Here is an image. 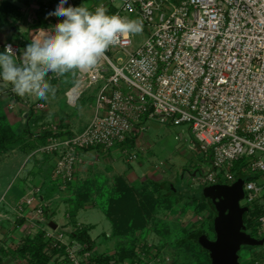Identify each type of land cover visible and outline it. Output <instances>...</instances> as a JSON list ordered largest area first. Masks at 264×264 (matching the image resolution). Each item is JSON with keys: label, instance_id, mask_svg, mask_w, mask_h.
Here are the masks:
<instances>
[{"label": "built area", "instance_id": "obj_1", "mask_svg": "<svg viewBox=\"0 0 264 264\" xmlns=\"http://www.w3.org/2000/svg\"><path fill=\"white\" fill-rule=\"evenodd\" d=\"M67 1L74 7L72 0ZM57 5L54 0H46L42 9L48 15ZM99 5L108 15L139 19L151 30L136 49L134 35L121 37L112 47L123 50L127 58L119 57L115 62L105 53L95 67L88 69V83H83L85 71L78 70V82L67 92L70 105L77 104L88 85L102 80L104 85L84 130L71 135L58 128L51 130L39 148L56 158L54 181L66 190L74 183L85 153L94 147L109 150L120 145L129 160L137 159V152L129 150L126 142L135 139L137 143L150 120L188 123L195 149L212 164L208 172L198 169L200 174L195 177L199 181L218 183L223 174V183H234L238 175L233 168L240 160L245 161L241 169L244 174L260 173L256 179L245 180L240 203L263 210L257 237L263 238L264 0H106L95 8ZM47 19L55 26L64 18L48 15ZM6 45H11L19 65L21 44L7 40L4 50ZM60 77L50 72L46 79L52 82ZM30 104L36 112L47 107L37 97ZM38 191V187L33 188L24 197L19 217L24 216V205H34ZM35 212L39 221L45 220L44 203ZM45 237L53 247L63 249L72 264H89L95 256L88 243L72 236L67 240L65 232L47 229ZM142 246L138 245L137 252L146 256L149 253ZM252 263L264 264L260 260Z\"/></svg>", "mask_w": 264, "mask_h": 264}, {"label": "rangeland", "instance_id": "obj_2", "mask_svg": "<svg viewBox=\"0 0 264 264\" xmlns=\"http://www.w3.org/2000/svg\"><path fill=\"white\" fill-rule=\"evenodd\" d=\"M34 1L37 2V0ZM38 1L43 4V1L46 0ZM54 1L59 4V0ZM72 1L74 7L83 4L90 11H95V5L106 0ZM68 6L70 5L67 1L65 7ZM46 23V26L51 25L48 21ZM5 26L9 27V24ZM51 26L54 27V25ZM150 30V28L143 25L142 32L134 35L133 49H136L146 41ZM2 31L4 32V28H2ZM23 34L24 36L27 35L26 33ZM7 39L21 44L14 29L10 30ZM7 39L5 37L3 41ZM0 53L3 52L0 51ZM106 54L115 62H117L119 57L127 58L123 50L114 49L112 46L109 47ZM111 72L110 70L107 75H110ZM83 74H85L83 83H88V70H85ZM77 75L78 70L76 71V83L74 85L78 81ZM73 83L74 78L71 74H66V77L61 76L54 82L53 86L56 88L55 96L53 97L49 93L48 99L43 100L47 107L44 112L41 111L42 116L29 119L33 131H37L36 129L41 127L42 123L45 126L47 125L48 129L52 127V131L62 128L68 123L77 128V130H83L80 128L90 123L95 112L96 96L104 85V81H97L85 87L77 104L74 106L68 104L66 95L68 90L74 86ZM32 99H35L34 95H32ZM30 112L31 109L27 105H24V108L23 105L18 108H5L0 102V131L3 132L8 129L10 132L22 135L28 123L27 116ZM147 126V130L140 136V141L142 142L140 147L132 148L127 145L129 150L136 151L138 154V158L133 161L127 158L129 157L128 155L126 157L123 146L120 145L114 146L109 150H104L101 147L92 148L89 152L90 156L84 159L93 162L92 164H87L90 169L89 175L86 176L87 173L85 174L84 172L85 176L80 179V190L76 193L73 191L75 194H69L71 195L68 198L69 202H73L71 208L61 205L52 220L58 224L59 228H62V219L64 217L65 219L67 218L66 212L74 209L75 211L72 212H75V219L78 222L83 221L95 226L91 230V235L94 239H97L94 246L100 253L108 249L117 250L121 244L132 246L138 240V245H143V251L148 248L153 251L146 256L139 255L140 260L137 261V264H147L148 262H153V264H209V252L203 246L202 240H198L199 243L195 239L189 240V235L191 231L200 227L209 238L216 236L215 230L211 226L214 225L215 219L219 216L221 204L224 201L218 185L226 182L225 176L221 174L218 183H203L195 177V173L191 174V170L194 172L196 166L200 167L204 172H208L211 170L212 164L195 149L196 146L194 145L190 124L175 125L173 123H161L156 120H150L147 122ZM24 138L22 140L27 139L26 136ZM22 140L20 139L17 143L19 145L14 151L9 150L7 153L3 152L0 155V198L4 195L5 189L10 183L17 185L20 175L25 170L26 162L31 158L32 152L36 148L35 143L29 144ZM45 155L52 157L49 154ZM84 162L82 161L79 166H84ZM49 166H52V163ZM145 170L151 171L149 178L144 181L145 183H149L151 180L155 182L164 181L166 183L164 189H178L174 193L176 197L167 193V198H178V201L173 204H170V200L164 203V206L150 216L146 225L132 229L133 232L128 234L126 238L121 239V237H117L112 233V224L104 211L110 210L109 199L115 194V189L121 185L118 177L115 178L114 176L117 171H135L138 175H142ZM198 174L196 176H199ZM128 181L127 184L129 186L137 188L139 184L138 189L144 187L139 180L135 184H133V180ZM192 195L197 197L198 200L204 199L208 203V210L196 208L198 200L193 204V199L190 198ZM262 203H264V198L261 200ZM80 206L83 207L79 208ZM253 208L254 206L251 207V210ZM210 211L212 212V217H209ZM249 215L250 211H248L247 217ZM258 230L259 223L258 220H255L249 232L255 237H260ZM205 234H202L200 239ZM120 241L121 243L118 246ZM198 244L204 247L203 249L208 253L197 247ZM156 252H158V255L153 257ZM157 256H160L159 258L164 262L158 261ZM239 257L241 264H253L252 262H255V260H260L264 263V245H243L239 251Z\"/></svg>", "mask_w": 264, "mask_h": 264}, {"label": "crops", "instance_id": "obj_3", "mask_svg": "<svg viewBox=\"0 0 264 264\" xmlns=\"http://www.w3.org/2000/svg\"><path fill=\"white\" fill-rule=\"evenodd\" d=\"M3 1L5 0H0V4ZM7 1H11L19 7V10L21 11V16L11 14L5 21H0V51L4 52L3 44L8 40L7 38L10 34L11 29H14L15 33H17L18 40L20 43L27 42L28 45L34 39L42 38L45 35V32L51 31V29L53 28H51V26H46L48 15L42 9V4L38 0L37 2H35L34 0ZM7 24H9V27L5 26ZM2 28H4V32L2 31ZM23 33H26L27 35L24 36ZM5 37L7 40L3 41ZM26 46L23 47V52L26 50ZM11 89V84H6L4 81L0 82L1 104L5 108H18L20 107V105H23L24 108V105H27L32 111L33 107L30 106V103L33 101L32 95H25L23 98H21L18 95H13ZM41 111L44 112L45 110L43 109L37 112L34 110V115L32 116V118H38L42 116ZM87 126L88 124L84 125L80 129L84 130ZM30 128L34 133L31 134L33 136L28 135L26 136L27 139L22 141L29 144L35 143L36 148L32 152L33 154L31 153V158L28 160V162H26L27 164L24 166L25 170L20 175V180L17 185L10 183L6 187L4 195L0 198V214L2 215L0 220V264H72L67 259L64 250L53 247L50 240H48L45 236L43 239L47 242V246L44 249V252L47 256H38L37 252H31V248H27V242L29 241V239L35 238L40 231L45 232V230L47 229H51L56 232H65L68 235L67 240H69L72 236V234L70 233L73 232V230H75L78 225L83 228H88V232L91 236V240L93 241V243L97 241V239H94L91 235V230H93L95 226L93 224H87L83 221L78 222L77 219H75V212H72L75 211L74 209H71V211L66 212L67 218L65 219L64 217L62 219V228H59L58 224L52 220L61 205H65L71 208L73 202H69L70 200L68 198L71 196L69 194H73L74 192L76 193L80 190V179L83 178L86 173V176L89 175L88 173L90 172V169L89 167H87V164H92L93 162L85 160V162L83 163L84 166L78 165L76 179L74 183L71 184L66 190H61L57 181H54L52 177L54 166L56 163L55 156L52 155V157H50L39 151V148L43 144H45L48 136L51 134L52 127L48 129L47 125L45 126V124L42 123L41 127H38L36 129L37 131H33L31 124ZM58 129L70 135L82 131L77 130V128H75L73 125H70L69 123L65 124L62 128ZM46 134H48V136H46L47 138L44 137ZM139 141L140 139L137 141V143L135 142L133 146H130L140 147L142 145V142ZM18 145L19 144L17 143L13 144L4 152L7 153L9 150L14 151V149H16ZM85 156L87 159L90 156L89 152H86ZM50 163H52V166H49ZM48 166L50 167V170ZM150 173V170H145L142 175H138V173H136L135 171H117L114 177H122L127 182H129L128 180H133V184H135L136 181L139 180L140 184H143L144 181L149 178ZM139 186L140 185L138 184V187ZM36 187H38L39 189L38 194L35 196L36 202L32 207L24 205V216L19 217V206L22 200H24V197L29 192H31L33 188ZM40 203L45 204L46 215L44 221H39V216L35 212V208L39 206ZM81 207L83 206H80L79 208ZM73 222L77 223L74 224ZM113 231L114 230L112 225V233ZM120 243L121 241L118 243V246ZM93 251L94 255L100 254L103 256L111 257H114L116 253V250L114 249H108L107 251L100 253L98 252V249L95 246L93 248ZM149 251L148 253H150ZM156 255H158V252H156L153 257H155ZM159 257L157 256V260L160 259ZM159 261L162 263L164 262L161 259ZM93 262L94 260L92 259L89 264H93ZM125 264H128V262Z\"/></svg>", "mask_w": 264, "mask_h": 264}, {"label": "clouds", "instance_id": "obj_4", "mask_svg": "<svg viewBox=\"0 0 264 264\" xmlns=\"http://www.w3.org/2000/svg\"><path fill=\"white\" fill-rule=\"evenodd\" d=\"M67 0H59L49 16L63 17L42 38L26 46L21 63L11 45L0 53V78L12 85V91L23 98L34 95L47 100L55 96L56 88L46 79L50 72L66 77L95 67L109 49L120 43L121 37L140 34L143 22L118 14L108 15L103 5L90 11L85 5L65 7Z\"/></svg>", "mask_w": 264, "mask_h": 264}, {"label": "trees", "instance_id": "obj_5", "mask_svg": "<svg viewBox=\"0 0 264 264\" xmlns=\"http://www.w3.org/2000/svg\"><path fill=\"white\" fill-rule=\"evenodd\" d=\"M11 14H15L18 16H21V11L19 10V7L12 3L11 1H3L0 4V21H5ZM44 16V15H42ZM41 20V19H40ZM39 20V21H40ZM41 22V21H40ZM40 24V23H37ZM27 45V42H21V46L24 47ZM74 78V83H76V76ZM55 81L50 82L52 85H54ZM34 115V109L29 113L27 122L29 123L31 118ZM25 127L23 130L22 135L17 134L16 132H10L7 130L0 131V154L3 153L7 148H9L11 145L18 143L20 139L22 140L25 136L34 134L30 128V123ZM64 133V132H63ZM52 134V133H51ZM50 134V135H51ZM48 136L46 134L44 137ZM47 138V137H46ZM135 139H129L127 140V145H134ZM245 161H238L235 163V166L233 170L237 172L238 178H244L245 180H253L260 176V173H256L253 175L244 174L242 172V166ZM118 180H120V187L115 189V194L110 197V210L106 211L107 217L110 219L112 225H113V234L117 237L126 238L128 234L133 232L132 229L139 228L143 225L147 224V221L149 220L150 216L155 213L160 207L164 206V203L169 202L170 204L175 203L178 201V198H167V193H170L171 195H175L174 193L178 191L172 190V189H164V185L166 184L163 182H155V181H149V183H143V188L138 189V187H132L127 184V181L122 178L118 177ZM150 184V185H149ZM129 187H128V186ZM142 185V184H141ZM176 188V187H175ZM166 190V192H165ZM176 197V195L174 196ZM193 199V204L197 202V197H194L193 195L190 197ZM196 208L203 210L208 208V203L203 199H199ZM208 210V209H207ZM250 215L247 217V213L244 215V221L247 226V231L250 230V228L254 225L255 220H258L259 216L263 213V210L259 206H255L252 210L250 207ZM209 217H212V212L210 211ZM212 229H214V225L211 226ZM88 228H79L78 226L76 229L72 232V237L88 243L89 249L93 250L94 243L91 240V236L88 232ZM205 231L201 229L200 227H197L195 230L191 231L190 238L195 239L196 241L201 240L200 236ZM252 234V233H251ZM253 235V234H252ZM45 232L40 231L35 238L29 239L27 242V248H31V252H37V255L41 256H47L45 255L44 249L47 246V242L44 241ZM188 240V239H186ZM185 240V241H186ZM187 242V241H186ZM199 243V241H198ZM137 246H138V240L134 245H126L121 244L115 253L114 257L111 256H103L100 254H97L94 256L93 260L96 264H137V261L140 260V256L137 252ZM197 247L203 249L201 245H197ZM148 252V249H146ZM205 251V249H203ZM207 252V251H205ZM208 253V252H207ZM36 256V257H38ZM209 264H211L210 256L208 258ZM136 262V263H135Z\"/></svg>", "mask_w": 264, "mask_h": 264}, {"label": "water", "instance_id": "obj_6", "mask_svg": "<svg viewBox=\"0 0 264 264\" xmlns=\"http://www.w3.org/2000/svg\"><path fill=\"white\" fill-rule=\"evenodd\" d=\"M244 183V178H238L232 184L218 185L224 201L214 221L216 239L212 240L206 234L201 239L212 264H241L239 251L243 245H264V237L258 239L247 231L244 215L250 208L240 203L244 197Z\"/></svg>", "mask_w": 264, "mask_h": 264}, {"label": "flooded vegetation", "instance_id": "obj_7", "mask_svg": "<svg viewBox=\"0 0 264 264\" xmlns=\"http://www.w3.org/2000/svg\"><path fill=\"white\" fill-rule=\"evenodd\" d=\"M194 168H195V167H194ZM198 169H201V168L196 166L195 170L198 171ZM195 170H194V171H195ZM193 173H195V172H193V171L191 170V174H193ZM198 173L200 174V170L197 172V174H198ZM210 239L214 240V239H216V236H215L214 238H210Z\"/></svg>", "mask_w": 264, "mask_h": 264}, {"label": "bare ground", "instance_id": "obj_8", "mask_svg": "<svg viewBox=\"0 0 264 264\" xmlns=\"http://www.w3.org/2000/svg\"><path fill=\"white\" fill-rule=\"evenodd\" d=\"M75 89L77 90V89H79V87L77 88V87H75Z\"/></svg>", "mask_w": 264, "mask_h": 264}]
</instances>
